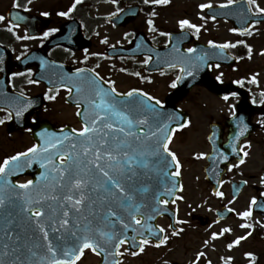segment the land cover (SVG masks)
<instances>
[{"label":"flooded vegetation","instance_id":"flooded-vegetation-1","mask_svg":"<svg viewBox=\"0 0 264 264\" xmlns=\"http://www.w3.org/2000/svg\"><path fill=\"white\" fill-rule=\"evenodd\" d=\"M17 2L21 7H15ZM74 2L75 0H31L29 3L28 0H8V4L5 5V0H0V15L6 18L0 22V69H3L0 71V93H7V97L0 94V107L5 106L6 99L18 97L21 92L31 100V107L20 117L13 115V118L8 120L6 113L0 111V119L5 120L4 124H0V162L32 147L35 144L34 130L49 131L52 127L57 131L63 129L64 132H70L73 128L77 130L82 128L83 115L78 116L77 112L83 113L87 107L83 98L90 94V81L96 79L97 73L103 78L101 83L106 89L110 85L103 83L104 81L114 82L115 88L120 93L133 89L141 90L159 99L165 107L178 88L177 77H181L182 74L179 66L169 68L167 64L177 63L181 59V53L187 55L188 48H196L199 44L210 46L209 41L216 44L230 43V27L235 28L217 14L205 12L204 17L202 15L195 17L190 12L194 7H187V4L191 3L189 0H177V7L179 4L184 5H181L182 9L177 12L183 14L185 9L188 12L182 18H176L175 23L169 21L163 13V9L173 4V0L166 5L145 4L144 0H117V3H112L111 0H82L69 16L57 15L59 12L68 11ZM209 3L212 4V8H218L220 4L226 3V0ZM250 7L255 12V6L250 5ZM132 8H138L139 16L136 19L121 16ZM11 11H13L12 16H10ZM43 12H48L50 15L43 16L41 15ZM153 12L156 15H152ZM113 13L116 15H112ZM21 16L24 17L23 20L13 19ZM212 16H215V20ZM115 18L117 19L113 20ZM184 19L199 26L200 32L197 34L195 29L187 27L181 30L179 21ZM149 20L153 21L152 26L148 24ZM165 20L171 23H165ZM13 23H18L19 27L8 31ZM261 25L259 24L258 27ZM150 27H154L156 31H150ZM52 28L58 31L43 38V33ZM160 33H170L171 37ZM176 33L178 36L173 42L172 35ZM26 34L36 38H16ZM234 35L236 38L231 44L236 46L227 49L238 58V63L233 66L211 64L209 72L217 82L234 84L235 88L214 90L203 85L193 86L176 102V107L187 115V126L182 129L177 128L169 145L180 161L179 176L183 184H190L187 173L193 171L197 173L195 185L206 184L215 196L214 213L224 208H231V205L239 201L247 190L251 189L250 193H254L257 199L262 193L260 183L251 185L248 182L237 199L231 194L232 184L245 180L244 167H251L250 169L255 171L256 174L252 175L251 179L258 182L261 173L264 172V125L259 123L264 120V113L257 112V110L264 111V105L260 104L261 93L264 92V85L261 84L262 70L253 68L254 73L244 72L239 78L244 81L243 86L235 83L239 80L226 82L221 77L223 71L247 64L255 57L251 54L249 58V55L245 54L244 37L238 32H234ZM58 37H62L61 40L54 42ZM240 41L243 43H238ZM176 47L180 48L181 53L175 52ZM209 53L211 59L216 55L212 50ZM148 56L152 59L145 63ZM78 68L86 71L81 73L80 77L72 76L69 80L68 77ZM14 72H22L24 75L12 77L11 73ZM254 75L258 83L250 82ZM218 76L220 80H217ZM29 79L39 83H29ZM174 81L177 83L176 88L171 87ZM63 85L72 88L71 94ZM74 85L81 87L79 94L76 93ZM51 95H55V100L47 99V96ZM225 95L229 97L227 100L223 99ZM253 99L257 101L256 104L252 103ZM242 102L245 103V107L240 111V115L244 118L243 124H247L248 128L239 142H236L233 136L243 125L238 127L239 122L234 121L232 109L234 106L238 115L239 104ZM78 103L79 107H77ZM14 118L22 125H26V128L12 130ZM213 132L217 135L214 140H209ZM16 137H25L28 147L6 155L3 144L5 138ZM249 144L250 147H247ZM234 147L237 149L236 152L233 151ZM241 148L243 151H239ZM244 151L249 155L244 157V164H239ZM201 153L206 155L198 158ZM225 156L228 157L227 160L224 159ZM233 165L238 166L233 167ZM174 167L173 164L172 169ZM207 169H210L213 178H216L220 170L225 169L219 190L224 193L222 197L213 193L207 178ZM192 218L198 223L197 215H193ZM166 234L168 237L166 243L170 244L179 239L180 235V233L174 235L167 232ZM168 248L165 245L160 246V259L163 261L165 260L163 255H170V252L162 251ZM182 248L187 257L191 253L194 254L192 262L196 260L198 252L205 253V256L200 258L199 264H207L209 260L212 262L213 247ZM120 251L123 253L122 264L127 257L134 256L127 252L125 245ZM87 252L95 257L96 264L101 263L100 255L94 254L91 250Z\"/></svg>","mask_w":264,"mask_h":264},{"label":"snow or ice","instance_id":"snow-or-ice-1","mask_svg":"<svg viewBox=\"0 0 264 264\" xmlns=\"http://www.w3.org/2000/svg\"><path fill=\"white\" fill-rule=\"evenodd\" d=\"M28 2L31 3V0ZM81 2L82 0H75L68 11L59 12L57 15L69 16ZM111 2L117 3V0ZM169 2L170 0H144L145 4L166 5ZM245 2L255 6L253 15H264V8L259 7L256 0H245ZM235 3L236 0H226V3L220 4L219 7L228 8ZM15 7L21 5L17 2ZM200 7L203 10L211 9L213 6L207 3ZM118 11L122 10L118 9ZM41 15L50 14L43 12ZM152 15L156 13L153 12ZM5 19L0 15V22ZM13 19L23 20L24 17ZM212 19L215 20V16H212ZM259 22L254 21V24ZM148 24L152 26L153 21L149 20ZM179 25L181 30L187 27L195 29L197 34L200 32V27L187 19L180 20ZM14 27H19V24L13 23L7 30L12 31ZM57 31L56 28L49 29L43 33V38ZM150 31L156 29L150 27ZM231 31L237 32L238 29L233 28ZM240 31L242 34L251 35L248 28ZM160 34L171 37L170 33ZM16 38L35 39L36 37L26 34ZM209 45L219 49L236 46L231 43L216 44L212 41H209ZM174 50L181 53L179 47ZM196 51L195 48H188L189 55L181 53V59L177 63H168L167 67L179 66L181 73L192 76L193 70L197 67L195 61L206 63L208 56L205 52L193 59L191 54ZM251 52V47H248L249 58ZM261 54L264 55V52ZM151 59L152 57L148 56L145 63ZM85 71L78 68L68 78L71 80L72 76L80 77ZM22 75H24L22 72L11 73L12 77ZM180 79L182 77H177V80ZM217 80H220L219 76ZM102 81L103 78L99 77L98 73L96 79L90 81V94L83 98L87 107L83 113L77 112L78 116L83 115L82 128L79 130L73 128L70 132L61 129L62 136L45 130L40 134L42 143L34 144L26 151L18 152L0 162V264H77L85 250H91L96 255L104 253L107 264L109 255L114 257L123 255L120 248L125 244H128L130 249L139 248V252L132 251L134 256L144 251L145 245L150 244L151 241L145 237L141 228L146 229L149 236L165 232V229L159 225L155 226L158 231H154L153 225L148 224L147 221L154 220L156 218L154 214H160L159 205L169 203L164 197L172 195V188L167 186L164 178L170 175L179 176L181 167L176 153L169 145L177 128L182 129L187 124L180 123L175 128L170 127L174 117L165 114L162 102L147 92L133 89L120 93L115 88L114 82L104 81L103 83L110 85L106 89ZM28 82L39 83L31 79ZM250 82L258 83L255 75ZM235 83L243 86L244 81L239 80ZM63 86L71 94L72 88ZM74 87L79 94L81 87L75 85ZM171 87L176 88L177 83L174 81ZM0 94L7 97L6 92ZM139 97L146 99L141 100ZM261 97L260 104L264 105V92L261 93ZM55 98V95L47 96L50 100ZM228 98L227 95L223 97L225 100ZM252 103L256 104L257 101L253 99ZM79 106L78 103L77 107ZM29 107L31 100L21 92L18 97L6 99L5 106L0 107V111L5 112L6 118L11 120L13 115L22 116ZM232 116L239 122L238 127L243 125L233 136V140L239 142L248 125L243 124V117L237 116L234 106ZM4 123L5 120L0 119V124ZM259 123L264 125V120ZM216 135V132H213L209 140H214ZM65 142L68 145L67 150L62 151ZM247 147H250V144ZM233 151L236 152L237 149L234 147ZM205 155L201 153L198 158ZM248 155L249 153L244 151L239 164H244V157ZM55 157L59 158V163L56 162ZM224 159L227 160L228 157L225 156ZM34 162H38L40 167L45 169L40 174L39 180L16 183L11 179L26 167H31ZM173 164L175 171H171ZM235 166L238 165H233ZM41 181L45 182L43 186ZM261 182L264 183V177L261 178ZM45 188H50L51 192L46 194ZM65 188L67 192L61 194ZM58 189L61 193L57 192ZM149 193L152 194L155 205L147 202ZM216 195L222 197L224 193L217 191ZM261 196H264V193H261ZM177 198L182 199V197ZM253 206L264 209V203H258L257 198L253 197L248 210L238 215L242 219L251 217ZM227 211L235 210L229 208ZM97 222L102 223L104 227L96 226ZM240 227L252 228L253 225L244 223ZM129 231L136 235L129 237L127 235ZM231 231V228H222L219 232H213L211 239H219ZM173 234L178 233L174 230ZM251 235L252 232L249 231L246 235L236 237L227 244V248L231 250L239 246L241 241ZM167 240L168 237L163 236L156 246L165 244ZM204 243L207 246L208 241ZM107 245H112L114 251H110ZM204 256V252H198L192 264H199L200 258ZM245 256L255 264L256 257L253 253H245ZM232 259L233 257H227L225 264H230ZM112 264H122V261L114 259ZM207 264H211V261L209 260Z\"/></svg>","mask_w":264,"mask_h":264},{"label":"rangeland","instance_id":"rangeland-1","mask_svg":"<svg viewBox=\"0 0 264 264\" xmlns=\"http://www.w3.org/2000/svg\"><path fill=\"white\" fill-rule=\"evenodd\" d=\"M191 3L187 4V7H194L191 9L195 17L203 16L198 10V5L206 4L209 2L217 3L221 0H189ZM259 7L264 8V0H256ZM8 4V0H5V5ZM182 4H179L177 7V0H173V4L170 7L163 9L164 15L169 18V21L176 22V18H182L185 16V13L188 10H184L180 14L177 11L182 9ZM197 5V6H196ZM184 6V5H182ZM189 12V13H190ZM188 15V14H187ZM204 17V16H203ZM166 21L165 23L170 24L171 22ZM259 33L253 36V39L250 40V45H252L256 54L254 59L247 63L250 64L248 66L246 63L244 65L229 68L226 71H223V75L221 77L226 82H233L234 80H239L244 72L251 71L254 73V69L262 70L261 71V84L264 85V55L260 52L264 49V25L262 27L257 28ZM229 39H233L229 36ZM248 66V67H247ZM4 150L6 155H11L14 152H18L20 150H24L28 147L27 140L25 137L15 138V139H7L5 138ZM251 168V167H250ZM249 167H244L246 174L248 176L255 175L256 173L252 172V169ZM249 170V173L247 171ZM197 173L191 171L187 173L188 182L190 184H186L187 189L184 192L182 199L177 203L176 208L180 212V217L182 223V228L185 233L181 236L180 239L174 241V243L170 244L168 249L163 250L162 252H170V255L164 254V261L160 259V249H154L152 247H148L142 255L135 259H128L125 264H192V259L194 254H190L188 257L183 253L184 250L182 247H200L205 246V241H208L207 246H212L211 250V258L213 264H225L227 257H233L230 264H252L249 258L245 256V253H253L256 257V264H264V222L261 219L254 218L251 221L254 222L256 230H252V235L248 236L247 239L241 241L239 246L233 247L231 250L227 248V244L233 241L236 237L246 235L249 230L248 228H244V230H239L240 225L243 223V219L238 216L229 219L228 221L214 225L213 227H200L197 225L191 215L200 214L203 216L211 215V208L214 206V198L210 194L208 187L206 184L198 183L196 184ZM252 183H256V181L252 180ZM251 193H246L245 197L235 204V208L239 210V213L247 210L246 201L249 199ZM245 199V202H244ZM164 223V222H163ZM162 223V224H163ZM164 226V224H163ZM231 228L232 231L230 233H226L224 236L219 239L212 240L211 234L213 232H219L222 228ZM254 227V226H253ZM95 259L89 255L84 258L82 262L79 264H94Z\"/></svg>","mask_w":264,"mask_h":264},{"label":"water","instance_id":"water-1","mask_svg":"<svg viewBox=\"0 0 264 264\" xmlns=\"http://www.w3.org/2000/svg\"><path fill=\"white\" fill-rule=\"evenodd\" d=\"M250 22H251V21H248V22L246 23V25L248 26V24H249ZM184 86H185V85H184ZM17 177H18V175H15V176H12L11 179L15 182V180H16ZM41 182H42V181H41ZM178 189H179V183L177 182L175 188L172 189V192L175 194V192H177ZM147 202H148V203H151V204L154 203V200H152V194H151V193L148 194ZM153 205H155V204H153ZM158 207H159V210H160V214H154V215L156 216V218H155L154 220H149V221H147L148 224H150V225L155 224L156 221H157V219H158L160 216H163L164 214H166V211L163 210V209L160 207V205H159ZM140 230L143 231V232H145V229H144V228H141ZM135 235H136V234H135ZM157 236H158L157 239H158V242H159V240H160V235H157ZM137 238H138V237H137Z\"/></svg>","mask_w":264,"mask_h":264}]
</instances>
